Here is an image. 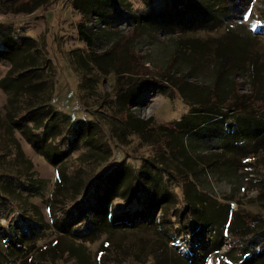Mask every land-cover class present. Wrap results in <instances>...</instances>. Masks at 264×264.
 Wrapping results in <instances>:
<instances>
[{"label": "rangeland", "instance_id": "374dc122", "mask_svg": "<svg viewBox=\"0 0 264 264\" xmlns=\"http://www.w3.org/2000/svg\"><path fill=\"white\" fill-rule=\"evenodd\" d=\"M197 2L204 11L193 8L192 0H125L106 10L105 16H90L86 31L93 40V59L78 35L83 16L72 0H0V29L8 37L31 38L43 54L38 75L50 89V104L73 121L97 129L94 138L102 143L92 156H109L101 167L109 170L121 164L136 173L144 160L159 156L165 159L162 168L168 167L174 175L164 180L174 201L165 211L158 209L155 230L119 232L102 252L98 249L105 236H100L85 245L90 264H155L152 252L160 241L168 243L170 253L164 254L168 262L175 257L180 262L183 256L187 260L188 255L194 264H249L257 255L253 243L259 238L251 232L254 222L264 227V124L249 121L238 127V119L264 118V0ZM115 44L117 51L109 53ZM227 53L232 57L222 67L218 58ZM126 57L132 66L143 65L142 81L129 89L127 110L153 128L144 138L125 127L124 115L114 113V65ZM79 58L84 66L77 63ZM8 68L0 60V80ZM214 94L223 100L236 99L240 115L227 102L214 107L216 114L192 107ZM6 101L0 89V227L5 235L0 236V264H20L59 236L46 211L55 167L7 121ZM175 121L185 122L189 129L182 139L196 169H201L196 178L191 177L192 194L199 192L208 205L228 206L224 223L211 222L202 213L186 232L176 229L186 224L178 172L191 170L169 149L162 153L156 145L165 138L160 126ZM236 131L244 139L241 148L235 147ZM83 152L71 155V169L80 164L77 158ZM221 152L225 153L219 158ZM200 155L208 159L197 160ZM210 160L215 163L209 165ZM95 162L86 158L81 168L96 169ZM114 206L119 212L131 208L120 200ZM32 208L38 213L32 214ZM237 225L240 228L235 229ZM56 264L75 263L67 257Z\"/></svg>", "mask_w": 264, "mask_h": 264}, {"label": "trees", "instance_id": "16d2710c", "mask_svg": "<svg viewBox=\"0 0 264 264\" xmlns=\"http://www.w3.org/2000/svg\"><path fill=\"white\" fill-rule=\"evenodd\" d=\"M124 2L125 0H72L73 8L83 16V21L78 25V35L86 45L87 54L93 59L96 58V54L92 52L93 40L86 31L89 17L92 15L105 16L106 10H112L115 5H122ZM28 3L29 1L21 5ZM200 5L197 0H192L193 8L199 7V11H204ZM186 6L190 8V5ZM200 16L202 19L203 13ZM112 50L117 51L116 44L108 52L110 53ZM230 57H232L230 53L219 56L218 59H222V67L227 65V59ZM127 58L130 59V57H126L125 61L123 59L121 62H119L120 60L115 61L114 65L115 83L112 91L114 113L124 115L122 122L125 127L130 132L137 134L139 138H144L153 128L147 121L133 118L127 110L131 99V97L129 98V89L142 81L140 75L143 65L136 63L132 66ZM0 60L6 62L9 67L0 80V89L7 96L3 109L7 121L12 123L36 153L55 167L54 189L47 202L46 211L52 227L59 233V236L34 251L33 254L24 257L20 264H56V261L67 257L72 258L75 264H90L85 245L96 241L100 236H105L98 249L102 252L109 247V240L119 232L155 230L154 221L158 209L165 211L166 207L172 205L174 201L173 196L164 185L166 184L165 177L171 180L174 176L169 174L171 170L168 167L162 168L165 159L159 160V156H157L155 160H144L141 169L136 173L130 167L121 164L104 170L101 165L109 158L107 150L105 158L100 154L92 156L94 150H99L102 143L100 138H94L97 129L89 123L73 121L69 115L58 112L50 104V89H47L48 85L38 75V71L44 65L43 54L36 42L29 37H8L0 29ZM229 61L233 65L235 60L232 61L231 58ZM77 63L81 66L85 65L81 58ZM206 99L192 104V107L200 106L201 113H215L214 107L228 103V108H232L233 112H237L238 115L241 113L235 107L238 103L236 99L223 100L216 94ZM219 114L221 115L220 112ZM238 121V127L241 123L246 124L249 121L258 125L264 124V118L252 120L249 116H239ZM160 130L161 134L165 135L162 141L156 142L161 152L164 153L169 149L170 153L181 161L182 165L191 170L189 174L178 172L183 185L185 203L183 214L186 224L178 225L176 229L186 232L190 229V222L196 224L198 219L200 221L202 213L211 222L221 221L224 223L222 220L225 221L228 215V206L208 205L205 197L199 192L194 191L192 194L191 177L196 178L201 169H196V161L189 155L187 146L182 139L183 135L189 132L185 122L175 121L171 125L160 126ZM237 133L239 132L236 131L238 142L235 147L241 148L244 139ZM104 145L102 144V150L105 152ZM79 150H86V152L77 158L80 164L76 166V169H71L68 160L72 154ZM222 153L225 152H221L217 156L220 158ZM92 157L94 161H97L95 162L96 169L85 172L81 165L86 158ZM206 159L208 158L205 155H200L197 158L201 162ZM214 163V160H210L209 165ZM67 195L68 198H66ZM116 200L126 202L131 208L119 212L120 208L115 209L114 206ZM29 211L32 214L38 213L36 208ZM208 220L205 224H209ZM199 226H201L200 223ZM252 226L254 229L251 233H255L259 241L253 243L258 252L256 256L251 257L249 264H264V227L261 222H254ZM238 228H240L238 225L235 226V229ZM3 233L0 227L1 237L5 236ZM160 239L163 240L162 237ZM166 253H170L168 243L166 241L157 242L155 251L152 252L154 263L194 264L188 255L187 260L181 256L183 260L181 259L180 262L176 257L170 258L168 262L164 257ZM255 259H258L259 262H256Z\"/></svg>", "mask_w": 264, "mask_h": 264}]
</instances>
